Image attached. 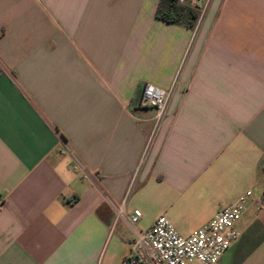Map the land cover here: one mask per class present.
Here are the masks:
<instances>
[{
	"label": "crops",
	"instance_id": "obj_1",
	"mask_svg": "<svg viewBox=\"0 0 264 264\" xmlns=\"http://www.w3.org/2000/svg\"><path fill=\"white\" fill-rule=\"evenodd\" d=\"M159 2L0 0V264H121L134 229L189 237L248 191L218 264H264V0H211L193 30Z\"/></svg>",
	"mask_w": 264,
	"mask_h": 264
},
{
	"label": "built area",
	"instance_id": "obj_2",
	"mask_svg": "<svg viewBox=\"0 0 264 264\" xmlns=\"http://www.w3.org/2000/svg\"><path fill=\"white\" fill-rule=\"evenodd\" d=\"M199 11V19L204 16L211 0H179ZM170 91L152 84H145L140 98V106L153 108L161 118L167 111ZM61 155L73 158V170L85 176L89 174L73 150L63 143ZM253 193L241 195L234 203L219 211L208 223L204 224L189 237L181 236L173 224L164 216L145 232L134 231V240L128 256L121 264H218L220 258L240 237L236 224L242 219ZM118 218L127 221L132 228L137 226L142 213L135 210L126 214L124 204L115 206ZM258 209L264 208V199L254 201Z\"/></svg>",
	"mask_w": 264,
	"mask_h": 264
},
{
	"label": "trees",
	"instance_id": "obj_3",
	"mask_svg": "<svg viewBox=\"0 0 264 264\" xmlns=\"http://www.w3.org/2000/svg\"><path fill=\"white\" fill-rule=\"evenodd\" d=\"M199 16L196 8L179 0H160L156 11V18L191 30L195 29Z\"/></svg>",
	"mask_w": 264,
	"mask_h": 264
}]
</instances>
